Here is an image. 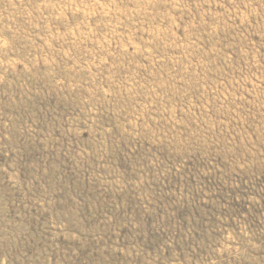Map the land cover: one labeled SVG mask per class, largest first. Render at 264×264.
Segmentation results:
<instances>
[{"label":"rangeland","instance_id":"obj_1","mask_svg":"<svg viewBox=\"0 0 264 264\" xmlns=\"http://www.w3.org/2000/svg\"><path fill=\"white\" fill-rule=\"evenodd\" d=\"M0 264H264V0H0Z\"/></svg>","mask_w":264,"mask_h":264}]
</instances>
